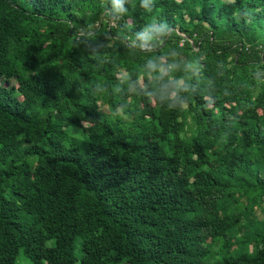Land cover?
I'll return each mask as SVG.
<instances>
[{"label": "trees", "instance_id": "obj_1", "mask_svg": "<svg viewBox=\"0 0 264 264\" xmlns=\"http://www.w3.org/2000/svg\"><path fill=\"white\" fill-rule=\"evenodd\" d=\"M20 257L264 264V0H0V264Z\"/></svg>", "mask_w": 264, "mask_h": 264}, {"label": "clouds", "instance_id": "obj_2", "mask_svg": "<svg viewBox=\"0 0 264 264\" xmlns=\"http://www.w3.org/2000/svg\"><path fill=\"white\" fill-rule=\"evenodd\" d=\"M118 2H122V0H118ZM163 27L155 29L154 32L163 33ZM154 32L153 31H144L140 34L139 39L143 42L141 46L146 45L149 41L154 39ZM191 66V65H189ZM148 68L153 71H158L160 73V77H164L165 75H169L173 72L176 68V65H164V64H155L151 61L148 63ZM169 85L172 88L171 96L175 97L177 91H187L188 86L187 84L183 83L182 80L172 78L169 80Z\"/></svg>", "mask_w": 264, "mask_h": 264}, {"label": "rangeland", "instance_id": "obj_3", "mask_svg": "<svg viewBox=\"0 0 264 264\" xmlns=\"http://www.w3.org/2000/svg\"><path fill=\"white\" fill-rule=\"evenodd\" d=\"M19 263L21 264H29L27 261H25L23 258H19Z\"/></svg>", "mask_w": 264, "mask_h": 264}]
</instances>
